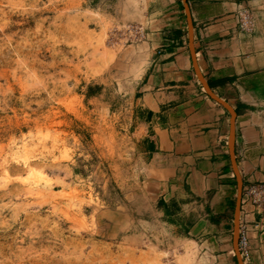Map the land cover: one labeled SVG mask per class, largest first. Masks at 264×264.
<instances>
[{"label":"rangeland","instance_id":"1","mask_svg":"<svg viewBox=\"0 0 264 264\" xmlns=\"http://www.w3.org/2000/svg\"><path fill=\"white\" fill-rule=\"evenodd\" d=\"M138 3L0 0V264H196L129 135Z\"/></svg>","mask_w":264,"mask_h":264},{"label":"crops","instance_id":"2","mask_svg":"<svg viewBox=\"0 0 264 264\" xmlns=\"http://www.w3.org/2000/svg\"><path fill=\"white\" fill-rule=\"evenodd\" d=\"M95 1L144 5L129 135L160 225L196 264H264V216L242 198L264 182V0Z\"/></svg>","mask_w":264,"mask_h":264},{"label":"built area","instance_id":"3","mask_svg":"<svg viewBox=\"0 0 264 264\" xmlns=\"http://www.w3.org/2000/svg\"><path fill=\"white\" fill-rule=\"evenodd\" d=\"M247 17L241 19L242 27L247 25ZM143 27L141 25H129L125 30L127 42L134 43L143 38ZM243 203L250 204L253 211L264 216V182L247 185L243 190ZM249 237L248 228L242 223L238 228V254L241 261L248 258Z\"/></svg>","mask_w":264,"mask_h":264},{"label":"bare ground","instance_id":"4","mask_svg":"<svg viewBox=\"0 0 264 264\" xmlns=\"http://www.w3.org/2000/svg\"><path fill=\"white\" fill-rule=\"evenodd\" d=\"M132 8V7H131ZM137 11V10H136ZM128 15V14H127ZM126 15V16H127ZM137 49L140 51L141 49H142V46H140V47H137ZM145 52V51H144ZM144 52H141L142 54L141 55H139L138 56V60H136V62L133 64V67H132V75H133V78H134V80L135 79H138L139 77H140V75L142 74V72H143V68H144V66H145V64H146V57H147V53H144ZM126 74V73H125ZM128 74V73H127ZM127 77V76H126ZM130 78V77H129ZM1 176V175H0ZM2 177V176H1ZM0 177V178H1ZM189 242V241H188ZM186 246V245H185ZM191 247V246H190ZM194 247V246H193ZM195 248V247H194ZM187 249V248H186ZM186 249H184V250H186ZM187 251V250H186ZM183 252H185V251H183ZM182 256V255H181ZM183 256H184V258L186 259V260H188L189 259V252L187 251L186 253H185V255L183 254ZM195 257V256H194ZM191 260V259H190ZM185 261V260H184ZM192 261H193V259H192ZM184 263V262H183ZM188 263V262H187ZM190 263V262H189ZM193 264V263H192Z\"/></svg>","mask_w":264,"mask_h":264}]
</instances>
